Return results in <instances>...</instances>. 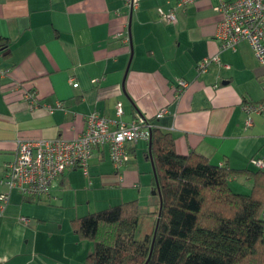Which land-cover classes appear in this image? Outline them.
<instances>
[{"label":"crops","instance_id":"obj_1","mask_svg":"<svg viewBox=\"0 0 264 264\" xmlns=\"http://www.w3.org/2000/svg\"><path fill=\"white\" fill-rule=\"evenodd\" d=\"M218 2L137 0L130 7L126 0H0V38L6 39L0 45V177L17 139H72L91 111L107 117L111 128L141 119L169 131L179 154L193 150L214 163L255 170L252 160L264 158V116L252 114L246 126L242 104L264 99V63L246 41L220 48ZM204 58L209 62L199 70ZM25 90H34L39 105L28 107ZM163 107L167 112L158 117ZM140 151L150 163L148 140L141 138L126 143L127 161L118 169L108 145L95 146L87 176L66 169L38 199L0 184V194L8 195L0 206V264H68L77 244L90 249L70 228L75 210L99 192L143 204ZM43 203L62 207L63 221L43 216Z\"/></svg>","mask_w":264,"mask_h":264},{"label":"trees","instance_id":"obj_2","mask_svg":"<svg viewBox=\"0 0 264 264\" xmlns=\"http://www.w3.org/2000/svg\"><path fill=\"white\" fill-rule=\"evenodd\" d=\"M150 132L152 189L157 182L160 197L72 218L76 238L93 244L85 264H264V170L230 168L193 150L179 154L171 132ZM242 176L251 179L245 192L229 184Z\"/></svg>","mask_w":264,"mask_h":264},{"label":"built area","instance_id":"obj_3","mask_svg":"<svg viewBox=\"0 0 264 264\" xmlns=\"http://www.w3.org/2000/svg\"><path fill=\"white\" fill-rule=\"evenodd\" d=\"M137 0H126L130 7L136 5ZM188 0H182L186 2ZM215 9L218 11L219 30L216 33L220 41V48L235 49L236 45L246 41L252 50L255 59L264 63V0H219ZM168 20L174 19L172 13H167ZM214 62L222 64L218 56L212 57ZM209 59L204 58L198 65L199 70L206 68ZM228 67L227 64H222ZM182 88L187 82L178 79ZM29 108L39 105L34 91H23ZM57 107L62 108L61 104ZM242 108L247 114L245 125H251L252 114L264 116V99L257 102H245ZM167 112L161 108L157 116ZM116 114H122L121 104L116 105ZM150 122L132 120L130 122L116 121L114 128L110 127V120L97 111L89 112L84 118V127L81 133L72 138H38L17 139L14 159L6 165L0 184L9 190L16 189L28 198H39L49 192L52 180L69 168H78L88 175L89 161L94 147L108 145L109 158L115 168L127 161L126 143L138 139L148 140L150 137ZM253 164L264 170V158L257 157ZM8 201L7 194H0L1 207ZM264 220V209L261 213ZM20 221L26 222L27 218L20 216Z\"/></svg>","mask_w":264,"mask_h":264},{"label":"rangeland","instance_id":"obj_4","mask_svg":"<svg viewBox=\"0 0 264 264\" xmlns=\"http://www.w3.org/2000/svg\"><path fill=\"white\" fill-rule=\"evenodd\" d=\"M138 158L143 161V164L145 163V167H144L145 170L144 169L143 170H144L145 176H146V183H145V186L143 187L145 190H142V193L140 195L141 197H139V198H141V200H146L145 202H142V203L144 204V206H148L149 201H147V200H149V197L151 195V193H150L151 188L149 185L150 181H151V177H152L151 164L145 160L142 151L138 152ZM253 169H255V167H253ZM229 184L231 185V187L234 190H239V191L244 190L243 192H245V190L248 189V186H250V184H251V179H245L244 176H242V177L237 178L236 180L231 181ZM100 193L101 192L98 193L97 198H92L88 204L85 203L84 205L78 206V208L74 212V214H75L74 216H81V215L87 214L89 212H93L95 210H99V209H102V208H105V207H108L111 205H115V204L121 202L119 200H113L112 201L113 198H106L103 194H100ZM152 197H153V199L155 198L154 196H152ZM127 199L128 198L124 199V201H126ZM152 202H154V200L151 201V203ZM48 204L49 203L44 204V207L41 210V212H42L41 214H43V216H46L50 221L60 220L62 222L63 218L65 216L64 209L62 207L51 208L50 206H48ZM143 204H141V205H143ZM33 205H36V203H34ZM55 209H57V210H55ZM89 245H90V249L88 248L87 250H86V248L85 249L83 248L82 243L77 244L73 249H71L69 252V259L67 261L68 264H85V257L93 248L92 242H89ZM79 248L81 250H78Z\"/></svg>","mask_w":264,"mask_h":264},{"label":"water","instance_id":"obj_5","mask_svg":"<svg viewBox=\"0 0 264 264\" xmlns=\"http://www.w3.org/2000/svg\"><path fill=\"white\" fill-rule=\"evenodd\" d=\"M150 145H151V133H150V137H149V139H148V152H147V154H148V157H149V160H150V164H151V168H152L153 176H154V178H155L154 165H153V160H152V156H151ZM155 188H156V189L152 190L151 193H152L153 195L157 194L158 197H160V194H159V188H158V184H157V182H156V186H155ZM160 202H161V201H160ZM159 209H160V207H159Z\"/></svg>","mask_w":264,"mask_h":264}]
</instances>
